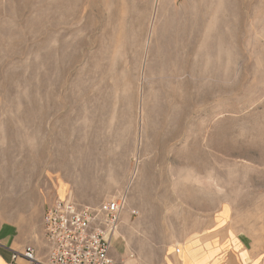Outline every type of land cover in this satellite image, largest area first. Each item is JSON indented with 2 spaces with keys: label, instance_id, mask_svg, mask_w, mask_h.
<instances>
[{
  "label": "rangeland",
  "instance_id": "rangeland-1",
  "mask_svg": "<svg viewBox=\"0 0 264 264\" xmlns=\"http://www.w3.org/2000/svg\"><path fill=\"white\" fill-rule=\"evenodd\" d=\"M59 199H124L118 264L264 252V0H0V235Z\"/></svg>",
  "mask_w": 264,
  "mask_h": 264
},
{
  "label": "built area",
  "instance_id": "built-area-1",
  "mask_svg": "<svg viewBox=\"0 0 264 264\" xmlns=\"http://www.w3.org/2000/svg\"><path fill=\"white\" fill-rule=\"evenodd\" d=\"M124 207V199L99 207L59 199L43 215L44 235L50 246L48 264H115L110 251ZM18 256L34 262L35 249L28 246L14 259Z\"/></svg>",
  "mask_w": 264,
  "mask_h": 264
},
{
  "label": "crops",
  "instance_id": "crops-1",
  "mask_svg": "<svg viewBox=\"0 0 264 264\" xmlns=\"http://www.w3.org/2000/svg\"><path fill=\"white\" fill-rule=\"evenodd\" d=\"M214 233L216 231L210 230L206 235L193 236L181 257L167 246L162 264H264V252L261 250L249 247L229 235ZM116 242L113 243L110 257L118 264ZM185 244L186 241H183V245ZM28 246L35 249L34 262L22 256L14 259V255H22ZM49 254L50 246L45 239L43 223L36 233L30 232L24 236L13 235L7 238L0 235V264H48ZM125 264L138 263L130 258Z\"/></svg>",
  "mask_w": 264,
  "mask_h": 264
},
{
  "label": "bare ground",
  "instance_id": "bare-ground-1",
  "mask_svg": "<svg viewBox=\"0 0 264 264\" xmlns=\"http://www.w3.org/2000/svg\"><path fill=\"white\" fill-rule=\"evenodd\" d=\"M61 200H64V199H61ZM124 215H125V214H124ZM125 217H126V216H125ZM128 219H129V218L127 217V219H126L125 221H128ZM122 223H123V221H122ZM124 223H126V222H124ZM120 234H121V233H119V232L116 233L115 238H118V236H120ZM121 235H122V234H121ZM124 257H125V256H124ZM137 263H138V262H137Z\"/></svg>",
  "mask_w": 264,
  "mask_h": 264
}]
</instances>
